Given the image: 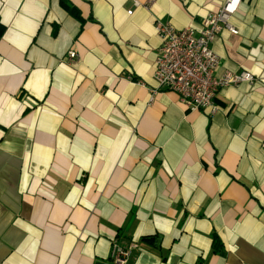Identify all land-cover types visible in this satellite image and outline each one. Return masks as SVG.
<instances>
[{"label": "crops", "instance_id": "crops-1", "mask_svg": "<svg viewBox=\"0 0 264 264\" xmlns=\"http://www.w3.org/2000/svg\"><path fill=\"white\" fill-rule=\"evenodd\" d=\"M223 2L0 0V264H113L115 242L127 264H264V0L212 44L216 76L254 78L215 114L152 92L154 22L199 31Z\"/></svg>", "mask_w": 264, "mask_h": 264}, {"label": "built area", "instance_id": "built-area-1", "mask_svg": "<svg viewBox=\"0 0 264 264\" xmlns=\"http://www.w3.org/2000/svg\"><path fill=\"white\" fill-rule=\"evenodd\" d=\"M241 1L224 0L217 12L203 19L199 31L192 27L177 30L170 23L160 20L154 22L160 47L153 75L156 85L153 93L173 92L187 111H208L209 115H213L218 111L214 101L220 90L253 82V76L245 71L224 72L216 76L221 59L213 51L212 44L223 30L232 35L238 34L230 20L237 13ZM154 2L133 0V7L149 9ZM127 14L132 15V10H128ZM67 57L75 61L77 54L69 51ZM132 253V247H123L115 242L110 260L113 264H127Z\"/></svg>", "mask_w": 264, "mask_h": 264}, {"label": "trees", "instance_id": "trees-1", "mask_svg": "<svg viewBox=\"0 0 264 264\" xmlns=\"http://www.w3.org/2000/svg\"><path fill=\"white\" fill-rule=\"evenodd\" d=\"M68 8V11L74 15V12L72 11V9L70 7H67ZM220 248V245H219V242H218V239L215 237L214 238V247H213V251L216 252L218 251Z\"/></svg>", "mask_w": 264, "mask_h": 264}]
</instances>
